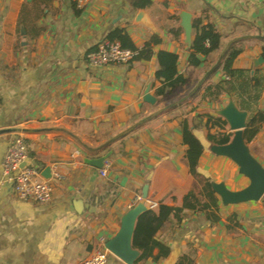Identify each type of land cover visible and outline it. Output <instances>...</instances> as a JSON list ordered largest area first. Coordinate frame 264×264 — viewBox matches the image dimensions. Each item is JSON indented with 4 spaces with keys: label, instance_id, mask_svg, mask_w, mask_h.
I'll return each instance as SVG.
<instances>
[{
    "label": "crops",
    "instance_id": "crops-1",
    "mask_svg": "<svg viewBox=\"0 0 264 264\" xmlns=\"http://www.w3.org/2000/svg\"><path fill=\"white\" fill-rule=\"evenodd\" d=\"M151 1L150 8L138 10L135 0H89L82 9L71 0H0V130L24 135L26 165L53 186L46 205L20 200L1 174L2 159L19 133L0 135V264H79L98 250L107 251L106 264H126L107 250V244L120 232L134 197H143L144 187L145 199L156 204L154 211L161 205L182 209L191 189L201 191L186 162L180 130L184 121L204 149L197 166L199 179L230 192L249 186L238 166L213 154L214 145L207 142L209 132L230 133L228 126L223 131L207 127L201 118H219L217 111L229 101L241 111L235 97L223 98L220 105L194 100L186 110L169 109L101 151H89L174 103L156 97L161 87L155 79L159 52L178 56L177 73L189 85L178 94L183 98L230 41L264 37V0ZM206 8L222 37L221 49L199 57L203 64L192 67L181 15L189 14L192 25ZM141 12V24H136ZM116 30L127 34L136 50L152 38L160 43L151 45L149 60L138 57L129 65L90 68L87 55ZM177 30L181 33L175 36ZM236 47L241 53L233 69L263 76L264 41L241 40ZM223 79L216 72L203 85ZM238 84V94L251 95L249 85ZM146 95L156 104L146 103ZM242 112L248 114V124L250 113ZM255 112L264 114V91L252 115ZM245 145L264 170V123ZM105 156L110 168L102 178V167L88 162ZM54 170L61 180L53 178ZM215 198L218 208L210 214H170L168 227L157 231L155 243L175 254L177 262L182 257L184 264H264V195L257 202L236 205H224L216 193ZM166 259L151 244L146 256L133 264H163Z\"/></svg>",
    "mask_w": 264,
    "mask_h": 264
},
{
    "label": "trees",
    "instance_id": "trees-1",
    "mask_svg": "<svg viewBox=\"0 0 264 264\" xmlns=\"http://www.w3.org/2000/svg\"><path fill=\"white\" fill-rule=\"evenodd\" d=\"M152 5L151 0H135L134 8L146 10ZM210 9H204L198 16L192 21V42L188 49L190 52L189 62L192 67H200L203 63L199 61V57L208 58L213 54H217L221 49L222 37L217 31L214 22L210 19ZM19 28L21 27V11L18 17ZM181 33L180 30L173 33L178 36ZM109 40H116L121 44V47L129 50H136L132 42L128 38L127 34L123 31H114L108 37ZM160 41L157 38H152L151 41L143 46L140 50L141 60H149L152 57L151 45H157ZM241 49L236 47V44L232 45L224 56L223 60L217 67V69L207 77L208 81L212 75L216 72H220L223 75V79L217 84L202 85L200 89L187 101L175 106V109H185L194 100H198V104H224L223 98L235 97L238 101L241 111H247L250 113L248 124L243 131V141L245 144L251 142L260 131L262 124L264 123V114L255 112L252 115V110L256 106V103L260 97V93L264 91V75L257 77L251 75L249 71L235 70L233 69V63L235 59L240 55ZM157 70L155 73V79L161 84V87L156 91V97L162 101L171 99L175 101L180 100L182 97L178 94L184 87L189 86L188 82L183 76L177 73L178 56L175 54L159 52L156 55ZM214 61H211L207 65L206 71L212 68ZM205 71V72H206ZM207 73V72H206ZM243 81L244 85H249L251 92L248 97L238 94V82ZM242 86H239L241 88ZM189 90L184 92V96L188 94ZM183 96V97H184ZM173 102L167 103V105ZM206 115V114H205ZM213 127L216 126L219 130L225 129L226 123L220 118H213L208 115L201 116ZM198 129V125L195 126ZM181 138L182 144L186 147V162L189 169V173L196 180V183L201 185V191L196 192L193 188L189 191L188 195L183 201L182 209L172 210L166 206H159L156 211L147 209L140 214L135 222L134 231L131 239V248L138 254L136 262L142 260L149 251L151 244L159 248L160 257L165 259L169 255L168 248H163L155 243L154 237L157 231L168 227L166 223L170 214L178 216L183 210L205 212L207 214L218 208L215 193L211 184L204 180H200L197 174V166L201 155L203 154V146L200 141L190 131L186 121L181 124ZM232 138V134L221 132L217 134H207V142L214 146H225L229 144ZM197 194V195H196ZM202 196L205 201H200L197 196ZM214 217V221L217 222V217ZM163 221L165 224H163ZM213 222V221H212ZM176 264H184V260L181 257ZM188 264L193 262L188 261Z\"/></svg>",
    "mask_w": 264,
    "mask_h": 264
},
{
    "label": "water",
    "instance_id": "water-1",
    "mask_svg": "<svg viewBox=\"0 0 264 264\" xmlns=\"http://www.w3.org/2000/svg\"><path fill=\"white\" fill-rule=\"evenodd\" d=\"M144 13L141 12L136 18V24H141L143 19ZM182 20V29L185 35L186 42L190 48L191 46V33H192V25H191V17L189 14L183 13L181 15ZM254 39L258 41H264V37L257 36V37H246L242 39H234L230 41L225 48L222 50L221 54L218 57L216 64L203 76V78L196 84V86L182 99L177 102H174L155 113L151 114L150 116L144 118L143 120L135 123L134 125L130 126L123 132L117 134L106 143H104L99 149L97 150H89L92 153H96L97 151H101L102 149L106 148L107 146L123 139L133 131H135L138 127L146 124L147 122L153 120L157 116L161 115L165 111L174 108L175 106L189 100L204 84L207 77L212 74L221 61L223 60L224 56L226 55L229 48L238 43L241 40H248ZM145 102L150 105H155L156 100L150 96L145 97ZM217 116L221 118L226 125L228 126L230 134H232V138L229 144L225 146H213L211 148V152L216 156H222L229 158L232 160L239 168V173L246 177L250 184L249 186L240 191V192H230L228 191L223 185H214L212 186L213 191L221 198V201L224 205H236L242 203H250V202H257L259 201L264 195V170L255 162L252 156L249 154L247 147L243 141V131L246 129L247 118L248 114L246 112H242L238 110L232 101H229L226 106L222 109L217 111ZM9 133H20L19 130H0V135H5ZM25 133H30V131H25ZM108 157L105 156L100 158L97 161H90L88 162L91 166L96 168H101L103 162L107 160ZM143 198L145 199L147 196V188L144 187L143 189ZM147 209L143 206H137L136 208L129 211L127 216L125 217L121 230L118 235L111 240L107 244V250L125 262L126 264H133L137 259V254L131 248V239L134 231V226L137 217L145 212ZM177 256L175 254H170L167 259L164 261L163 264H176Z\"/></svg>",
    "mask_w": 264,
    "mask_h": 264
},
{
    "label": "built area",
    "instance_id": "built-area-1",
    "mask_svg": "<svg viewBox=\"0 0 264 264\" xmlns=\"http://www.w3.org/2000/svg\"><path fill=\"white\" fill-rule=\"evenodd\" d=\"M71 2L77 9H82L89 0H71ZM138 57H140V50L124 49L118 41L105 39L95 51L87 55L86 62L90 68L99 69L112 65H129ZM27 158L25 138L23 134L19 133L9 145L2 159V177L13 184L14 191L20 200L46 205L52 200L53 186L41 178L39 171L26 165ZM109 168L110 162L105 160L100 170L102 178L106 177ZM53 178L56 181L61 180V175L57 170H54ZM140 205L150 210L156 207L155 203L137 195L129 205V209L132 210ZM106 262L107 251L98 250L79 264H106Z\"/></svg>",
    "mask_w": 264,
    "mask_h": 264
}]
</instances>
